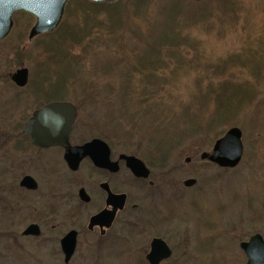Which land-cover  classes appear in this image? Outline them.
I'll return each mask as SVG.
<instances>
[{
  "label": "rangeland",
  "instance_id": "obj_1",
  "mask_svg": "<svg viewBox=\"0 0 264 264\" xmlns=\"http://www.w3.org/2000/svg\"><path fill=\"white\" fill-rule=\"evenodd\" d=\"M92 7L74 0L56 31L30 41L35 17H15L14 30L0 43V73L26 68L29 80L21 91L1 82L0 105L28 91L45 99L44 92L57 87L79 106L82 139L107 127L115 146L125 141L123 153L150 169L156 185L138 193L128 173L130 195H147L150 209L176 217L170 228L176 245L201 234L193 260H245L239 243L251 232L264 234V0ZM4 113L0 121L7 125ZM233 127L243 134L241 164L226 170L202 162L201 153H210ZM189 179L197 182L186 188ZM3 250L0 264H16Z\"/></svg>",
  "mask_w": 264,
  "mask_h": 264
},
{
  "label": "flooded vegetation",
  "instance_id": "obj_2",
  "mask_svg": "<svg viewBox=\"0 0 264 264\" xmlns=\"http://www.w3.org/2000/svg\"><path fill=\"white\" fill-rule=\"evenodd\" d=\"M23 14L31 16L23 11L15 13L11 31L0 43L14 30L15 17ZM31 30L32 27L28 41ZM25 37V34L19 35L17 42H23ZM20 69L23 68L10 74L0 73V84L4 82L11 84L13 90H23L28 83L20 87L12 79ZM55 88L44 92L45 99L35 100L38 92L28 91L25 98L14 93L0 105V112L3 110L8 120L7 125L0 121V240L4 243L7 238L8 241L0 243L4 253L6 250L16 264H29L30 259L36 264H206L192 258L199 250L197 243L202 239L201 234L188 233L189 243L180 240L185 243L176 245L170 231L171 228L173 232L171 223H175L176 217L150 209L147 195H130L128 173L132 176L134 192L138 193L146 186L152 189L156 185L150 180L151 171L147 179L134 176L122 151L126 142H121L119 148L115 146L107 127L108 134L99 132V135L82 139L77 102L65 98L63 92ZM53 103H70L75 108L76 117L69 137L35 143L25 131L26 125L37 111ZM81 127L93 128L88 124ZM64 135L62 133L61 137ZM95 139L106 145L100 144L94 150L101 156V165L86 157L74 170L70 163L75 164V157H66L67 151ZM82 170L84 176H80ZM141 208L145 214L140 212ZM6 228L18 229L10 234L2 231ZM257 235L264 242V234L249 233L239 243L245 260L236 258L228 264H247L241 245ZM193 239L195 245L191 246ZM155 240L160 241L161 248L152 261L149 256ZM253 246L261 248L260 243ZM260 254L264 257L263 248ZM259 261L262 263L253 264H264V259Z\"/></svg>",
  "mask_w": 264,
  "mask_h": 264
},
{
  "label": "water",
  "instance_id": "obj_3",
  "mask_svg": "<svg viewBox=\"0 0 264 264\" xmlns=\"http://www.w3.org/2000/svg\"><path fill=\"white\" fill-rule=\"evenodd\" d=\"M69 0H0V40L6 38L12 28L13 21L12 16L18 11H26L33 14L36 18V23L33 26L30 33V40L34 37L53 32L57 29L62 21L65 6ZM94 3H106L114 2L117 0H90ZM201 1V0H195ZM13 81L20 87H24L28 83V70H18L12 77ZM76 117V111L70 103H53L39 111H37L34 117L28 121L25 131L30 133L35 143H41L42 140L58 141L61 138L68 139L71 132L72 124ZM65 135L61 137V134ZM106 146L100 140H94L81 147L68 150L66 157L73 159L75 157V164L70 166L76 170L79 162L85 157L92 158L96 163L101 165L100 154H97L94 150L99 145ZM108 150V149H107ZM244 155V146L242 142V131L237 128H231L222 138L216 141L213 151L211 153L204 152L201 154L203 161L208 160L214 164H217L221 168L233 169L237 167L242 161ZM109 156V150L106 153V157ZM127 167L138 178L147 179L150 176V170L146 167L143 161L135 156H124ZM190 158L186 162H190ZM196 184V180H187L184 182L186 187H192ZM159 240L153 242V248L149 259L152 261L155 258V254L159 251ZM260 243V246L264 243L262 237L257 235L247 243L241 245L248 257L247 264H253L255 261L264 259V257H255V253L258 249L253 245Z\"/></svg>",
  "mask_w": 264,
  "mask_h": 264
},
{
  "label": "trees",
  "instance_id": "obj_4",
  "mask_svg": "<svg viewBox=\"0 0 264 264\" xmlns=\"http://www.w3.org/2000/svg\"><path fill=\"white\" fill-rule=\"evenodd\" d=\"M74 1V0H73ZM71 1V2H73ZM133 0H120V1H116V2H113V3H106V4H92V8L94 10H106V9H110L109 7H114V6H117L123 2H132ZM138 1V0H137ZM70 2V3H71ZM100 7H104V9H101ZM51 35V34H50ZM48 36V35H46ZM63 92V91H62ZM64 93V92H63Z\"/></svg>",
  "mask_w": 264,
  "mask_h": 264
},
{
  "label": "bare ground",
  "instance_id": "obj_5",
  "mask_svg": "<svg viewBox=\"0 0 264 264\" xmlns=\"http://www.w3.org/2000/svg\"><path fill=\"white\" fill-rule=\"evenodd\" d=\"M263 243H264V242H263ZM262 246H263V244H262ZM262 246H261V248H260V247H256V248H260V249H258V252L255 253V255H254L255 257L257 256V257L262 258V257H261L262 254H260L261 249L263 248ZM263 249H264V248H263Z\"/></svg>",
  "mask_w": 264,
  "mask_h": 264
}]
</instances>
